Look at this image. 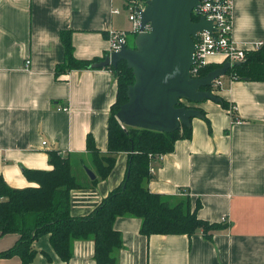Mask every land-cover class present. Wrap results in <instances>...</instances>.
Wrapping results in <instances>:
<instances>
[{
    "label": "crops",
    "instance_id": "1",
    "mask_svg": "<svg viewBox=\"0 0 264 264\" xmlns=\"http://www.w3.org/2000/svg\"><path fill=\"white\" fill-rule=\"evenodd\" d=\"M112 6V0H0V175L14 188L36 186L25 168L51 170V151L69 156L83 185L71 192L74 216L90 214L122 183L128 154L118 153L109 176L93 183L86 168L98 173L87 138L107 152L118 81L110 68L57 76L65 56L61 32L72 31L77 58L104 60L108 29L123 27L127 18L112 14ZM233 37L242 47L264 40V0H234ZM222 63V56L209 61ZM222 82L216 93L237 106L242 122L219 102L194 103L204 113L192 118L191 138L177 140L172 152L153 161L149 182L171 204L189 196L192 210L200 203L198 217L220 227L212 238L202 229L147 236L140 218L120 216L114 223L122 237L117 264H264V81L225 74ZM17 239L0 235V251ZM34 246L38 253L28 264H96L92 239L74 240L70 261L58 256L48 234ZM0 264L24 261L14 255Z\"/></svg>",
    "mask_w": 264,
    "mask_h": 264
},
{
    "label": "trees",
    "instance_id": "2",
    "mask_svg": "<svg viewBox=\"0 0 264 264\" xmlns=\"http://www.w3.org/2000/svg\"><path fill=\"white\" fill-rule=\"evenodd\" d=\"M194 19L196 20L195 16ZM61 39L65 56L63 62L56 67L57 76L72 69L90 68L94 63L102 61L99 58H77L71 30H63ZM222 65L209 64L201 70L200 76ZM106 68L113 71L118 81L117 100L112 106L108 129L109 146L107 152L102 153L92 136H88L87 146L98 173V177L93 180L94 184L109 176L120 152L128 154L124 180L90 214L74 216L71 213V192L83 185L72 171L69 156L51 151V170L25 168L26 177L35 182L36 186L14 188L0 175V235H18L12 247L0 251V258L18 255L24 264H28L38 253L34 242L40 236L48 234L54 250L64 261H70L73 256L74 240L92 239L96 264H117L115 252L122 247V237L114 223L120 216L140 218V231L147 236L192 235L202 229L207 238H212L220 227L216 223L200 219L197 215L200 203L192 210L189 196L171 204L163 195L154 193L149 188V182L154 177L150 165L160 155L172 152L177 140L191 138L192 126L183 125L178 131L167 133L121 124L116 113L128 100L127 90L134 83L135 77L125 60L120 61L116 67ZM227 74L237 80L264 81V45L255 52H249L247 58L232 66ZM220 98L219 103L228 109L231 104Z\"/></svg>",
    "mask_w": 264,
    "mask_h": 264
},
{
    "label": "water",
    "instance_id": "3",
    "mask_svg": "<svg viewBox=\"0 0 264 264\" xmlns=\"http://www.w3.org/2000/svg\"><path fill=\"white\" fill-rule=\"evenodd\" d=\"M201 1L150 0L141 15L142 30L150 24V31L139 33L134 46H123L91 66L116 67L125 60L133 71L135 81L128 87V100L116 113L121 124L172 133L202 116L200 108L184 101H221L208 88L231 68L229 61L204 76L191 75L197 33L213 28L212 21L203 16L194 19ZM86 171L91 179L96 178L91 169Z\"/></svg>",
    "mask_w": 264,
    "mask_h": 264
},
{
    "label": "built area",
    "instance_id": "4",
    "mask_svg": "<svg viewBox=\"0 0 264 264\" xmlns=\"http://www.w3.org/2000/svg\"><path fill=\"white\" fill-rule=\"evenodd\" d=\"M150 0H112V14L121 15L125 13L128 21L131 23L130 29L109 28L107 37L109 42L108 54L120 51L127 44L128 33L137 36L141 32H149L151 25L147 24L142 30L141 15L148 6ZM233 8L234 0H202L198 9L194 11L196 20L205 17L212 21V30H203L197 33L195 40L196 48L194 51V63L191 67L192 77H200V72L209 65L210 58L213 56H222L224 63L229 61L232 66L244 61L249 52H255L264 45V40L250 43L247 47H242L233 37ZM27 65L30 60H27ZM223 64V63H222ZM231 66V67H232ZM227 74V73H226ZM223 77V76H222ZM222 77L215 79L211 91L216 93L222 86ZM188 106H194V103L184 101ZM62 109L67 110L68 107ZM234 122H242V119L236 115L238 108L231 104L228 108ZM46 142H44L45 144ZM164 155L157 159L162 160ZM150 171L155 172V167L151 164ZM182 193V192H181ZM227 218L222 217L226 222Z\"/></svg>",
    "mask_w": 264,
    "mask_h": 264
},
{
    "label": "rangeland",
    "instance_id": "5",
    "mask_svg": "<svg viewBox=\"0 0 264 264\" xmlns=\"http://www.w3.org/2000/svg\"><path fill=\"white\" fill-rule=\"evenodd\" d=\"M124 18H125V24H124L123 28L130 29L131 28L130 21H128V19L126 18V16ZM135 37L136 36L133 33H130V32L128 33L127 44L129 46H131V47L134 46Z\"/></svg>",
    "mask_w": 264,
    "mask_h": 264
}]
</instances>
